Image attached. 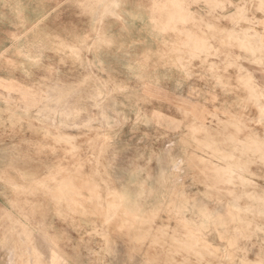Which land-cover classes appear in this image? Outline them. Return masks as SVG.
<instances>
[{"label":"rangeland","instance_id":"rangeland-1","mask_svg":"<svg viewBox=\"0 0 264 264\" xmlns=\"http://www.w3.org/2000/svg\"><path fill=\"white\" fill-rule=\"evenodd\" d=\"M80 1V8L77 9L73 5H66L67 27L72 28L74 24H77V14L80 11L83 27L87 30L85 34H88L83 36L81 42L76 45L72 41L73 35H67V38L71 40H67V65L64 74L67 79L79 77L81 82L78 84L66 83L64 89L67 97L76 94L75 96L80 98L78 101L80 109L71 112L69 109L73 107L74 102L73 100L66 101L67 112H70L65 117L67 118V127L74 131H67L64 134L58 132L49 134L17 130L18 127L30 123L25 116H21L15 123L10 120L2 121L0 142L4 145L3 147H8L11 143L12 147L9 149L17 155L55 156V163L48 167L51 172L61 171L56 161L59 156H64L66 161L70 158L72 160L73 157H83L82 163L77 165V170L82 173L87 170L96 174L105 173L109 166L105 163L108 144L114 137H111L109 133L112 128L114 127L115 134L118 132V136H120L123 123L134 120L144 126V139L152 140L153 128L151 125L154 119L160 118L159 115L155 116V109H159L160 106H171L169 99L165 100L161 96H157L173 90V86L169 83V77L177 78L183 81L182 91L193 94L192 107L194 108L193 120L195 124L202 123L209 126L208 149H196L209 155L211 160L207 187L209 198L219 199L218 192L225 191V198L230 200L231 205L228 209L234 215V221L208 227L209 229L218 228V237L225 241L224 244L194 243L191 245L181 241H185L186 237L214 235L208 232L204 235L194 232L193 225L180 220L176 211H172V206L163 207L161 219L157 215L155 218L151 215L146 221L148 227L143 233L147 240L156 241L147 244L146 251L150 253L159 251L163 258L156 261L151 259L147 263L186 264L184 259L176 260L169 257L193 252L195 256L200 257L199 260H196L197 264H242V262H244L243 264H264L263 254L257 250L258 246L264 249V197L251 195L247 191L259 187L254 179L255 175L249 168L255 164L252 165L248 162L235 165L234 163L235 159L250 160L252 155L260 154L259 148L250 149L247 146L250 140L256 141L262 137L261 140L264 141V87L257 84L252 71L258 67L257 69L264 73V19H259L260 15L264 16L262 0H241L239 3L229 0H149L148 7L151 12L149 26L143 28L145 33L142 32L144 36L142 39L140 38V51L134 53L130 62L135 66L130 67V71L115 68L113 73L118 77L129 76V83H117L113 79H109L108 76L111 74L95 66L90 56L94 54L92 53L93 45L107 44L104 35H101L103 24L106 22L104 18L113 17L114 22L118 23V15L111 12L113 4L107 1L101 4L103 12L101 15H97V28L93 31L89 27L90 24L88 25L89 18L92 17L90 13L98 10H95V2L100 3V0ZM252 1L256 3H252ZM191 25L194 28L193 35L186 31V28ZM6 65L5 72L13 67L11 62ZM58 73L57 67H49L45 69L44 74L53 77ZM28 86L27 90L29 91H45L53 85L29 84ZM1 87L5 91H22L24 93L26 90L23 87L16 89L9 83H3ZM22 96L25 95L22 94ZM122 100H124V105L121 104ZM57 101L34 100L33 103L37 107L39 103L42 105L47 102L57 103ZM6 102L10 103L9 100ZM26 102H31V100H19L21 104H26ZM190 104L191 100L186 101L179 98L178 107L186 108L190 107ZM114 107L121 110L124 108L123 111H126V114L120 110L116 111ZM138 107L146 112L137 116L127 115L128 111H138ZM51 117L54 118V116ZM74 121L75 126L68 125L69 122L73 123ZM220 127L222 131L219 132ZM256 127L259 130L258 133L254 132ZM203 128L207 129L206 126ZM225 129L231 130H227L223 135ZM201 132L202 130H195L194 134L196 136ZM255 135L260 137L257 138ZM32 139L39 142L33 145ZM41 140H44V143ZM224 140L227 145H231L226 146L225 151L218 147L221 141L222 144L225 143ZM259 144L264 145V142ZM224 152L227 161L225 166H227L218 170V164L212 162L222 161L223 159L218 156H223ZM66 166V171H68L69 165ZM256 166L264 167V165ZM3 181L6 186H10L12 180ZM25 181L23 175H18L17 182L20 184L19 186L12 185V193L15 196L12 203L19 195L30 194L31 196L33 194L32 190L25 189ZM82 181L84 182V180ZM56 182L57 180L54 178L49 179V183ZM35 187L40 189L38 192L34 191V195H41L42 190L47 197L49 194L53 195L51 196L53 201L61 202V197L59 198L57 194L58 191L41 189L42 182ZM81 190L82 203H93L101 208L106 207L108 210L99 213L104 224L100 229L103 237H106L105 232L108 231V234L111 233L122 238L132 229L128 228L131 227L132 220L133 223L135 222L133 226L143 223L142 221L138 223L136 216H133L131 221L125 219L118 221V209L121 206L117 203L118 200L121 203L122 199L116 191L108 190L103 196L100 187L88 185L86 182L82 184ZM74 194V189H70L62 196V200L73 203L78 198L74 199ZM182 194L171 195L170 200L174 201L173 206L187 200ZM111 199L113 201L107 204ZM153 219H159L161 226L153 229ZM96 231L93 229V233ZM233 231L239 232L240 236L236 239L230 237L229 233ZM242 245H247L249 250H243ZM24 246V244H0L2 251H7L9 247L23 251ZM82 246L84 254L87 256L91 251L95 252L89 243H83ZM106 246L108 244L98 245V250L104 254L105 251L108 252ZM112 246L113 251H120L123 245L114 244ZM226 247L228 252L224 251ZM41 261L38 263L40 264ZM53 261L55 263L51 262V264H59V262L69 264V261L62 259ZM6 262L32 263L29 259H15ZM42 262L45 264L46 261ZM105 262V260L85 261L86 264H105ZM35 263L37 264L36 261Z\"/></svg>","mask_w":264,"mask_h":264},{"label":"crops","instance_id":"crops-1","mask_svg":"<svg viewBox=\"0 0 264 264\" xmlns=\"http://www.w3.org/2000/svg\"><path fill=\"white\" fill-rule=\"evenodd\" d=\"M106 1L113 4L111 12L118 15V23L114 22L113 17L104 18L106 22L103 24L101 35H104L107 44L93 45L92 53L94 54L90 55L91 60L95 66L111 74L108 76L109 79H113L117 83H129V76L118 77L113 73L115 68L130 71V67L135 66L130 62L134 53L140 51V38H143L142 32L145 31L143 28L149 26V15H151L148 7L149 0H100V3L95 2V10H98L91 11L92 17L89 18L88 23L93 31L97 28V15H101L103 12L101 4ZM229 1L241 2V0ZM80 3V0H0V131L2 121L10 120L15 123L21 116H25L30 123L18 127L17 130L49 134L55 132L64 134L67 131H74L67 127V118L65 117L72 110L80 109V103H78L80 98L75 96L76 94L67 97L64 89L66 83L78 84L81 82L79 77L67 79L64 74L67 65V42L71 40L67 38V35H73L72 41L76 45L81 42L83 36L88 34H85L87 30L83 27L82 18H80L82 14L79 10L77 24H74L72 28L67 27L66 5H73L77 9L80 8ZM252 3L256 2L252 1ZM259 19H264V16L260 15ZM186 31L193 35V25L187 27ZM8 62H11L13 67L5 72ZM49 67H57L59 73L53 77L47 76L44 73L45 69ZM257 68L252 70L253 77L258 85L264 87V73ZM3 83H9L16 89L23 87L26 90L24 93L22 91H5L1 87ZM169 83L173 86V90L168 93L163 92L157 97L169 99L171 106H160L159 109H155V116L159 115L160 118L154 119L151 125L153 128L152 140L144 139V126L134 120L123 123L120 136H118V132L115 134L114 127L109 132L110 136L114 137L108 144L105 163L109 166L105 173L96 174L89 170L82 173L77 170V165L82 163L83 157H73L72 160L70 158L66 161L64 156H59L56 161L61 171L51 172L48 167L55 163V156L17 155L9 149L12 147L11 143L8 147H3L4 145L0 142V244L25 245L23 251L10 249V247L7 251H2L0 247V264H13L6 261L15 259H29L32 261L31 264H36L35 261L39 264L38 261L41 260L46 261L45 264H51V262L55 263L53 261L55 259L69 261V264H86V260H105V264H148L147 261L151 259L156 261L163 258L159 251L153 253L146 251V245L156 241L147 240L143 233L148 227L146 221L151 215L154 218L157 215L161 219L162 210H164L161 202L163 195H166L165 189H169L171 192L170 197L173 194L181 195L183 193L185 195L188 202L186 209L188 216L196 211L198 206L210 207L215 204L208 199L210 157L196 150L197 148L208 149L209 126L202 123L195 124L193 120L194 108L192 107L193 94L182 91L183 81L169 77ZM29 84H50L53 86L45 91H29L27 90ZM179 98L186 101L191 100V106L178 107ZM21 99L31 100V102L21 104L19 103ZM6 100H9L10 103H7ZM34 100L58 101L42 105L39 103L36 107L33 103ZM67 100L74 102L73 107L69 109L70 112H67ZM121 104H125L124 100ZM165 104L167 105V103ZM114 109L116 111L125 110L115 107ZM137 110L136 112L128 111L127 115L137 116L146 112L142 111L140 107ZM123 112L126 114V111ZM68 125L75 126V121L69 122ZM203 126H206L207 129L205 130ZM195 130H202V132L195 136ZM227 130H223V135ZM220 131H222L221 127ZM254 132H259L257 127ZM258 136L255 135L257 138ZM261 139L262 137L258 139L259 141L256 139L257 142L252 139L247 145L250 149L259 148L260 154L252 155L250 160L235 159L234 163L235 165L248 162L252 165L255 164L249 168L255 175L254 179L259 187L247 191L251 195L264 197V167L256 166L264 165V145L259 144L264 141ZM41 141L44 143V140ZM38 142V140L32 139L33 145ZM223 142L225 143L222 144L221 141L218 147L225 151L227 144L225 140ZM218 157L223 160L212 163L218 164V170L226 168L225 152L223 156L219 155ZM67 164L69 165L68 171H66ZM163 171L170 173L171 182L169 184L162 185L160 182V173ZM18 175H23L24 179L28 181H25V189L32 190L33 194L31 196L30 194L19 195L12 203L13 197H15L12 193V185L19 186L20 184L17 182ZM53 178L57 182L49 183V179ZM8 179L12 180L10 186H6L3 181ZM41 182V189L58 191L57 194L59 198L61 197V202L53 201L54 199L51 198L53 195L49 194L47 197L42 190L41 195H34V191L38 192L40 189L35 186ZM85 182L88 185L100 187L103 196L108 190L116 191L121 196V203L119 200L117 203L121 206L118 209V221L121 219L131 221L133 216H136L138 223L140 221L143 223L133 226L135 222L133 223L132 220L131 227H128L132 229L122 238L114 236L110 232L108 234V231L105 232L106 237H103L100 229L104 224L99 213L108 210L106 207L101 208L93 203H82L81 187ZM70 189L75 191L74 199L78 197L73 203L62 200V196ZM222 192L217 194L219 198L217 210L224 213L230 211L228 208L231 205L230 200L225 198V191ZM194 200H196L197 207H193ZM112 201L111 199L107 204ZM172 211L174 212V210ZM153 221V229L161 226L159 219H153ZM93 229L97 231L93 233ZM154 238L156 237L154 236ZM181 242L191 245L194 243H225L219 237L209 235L186 237L185 241ZM83 243L91 244L95 252L91 251L90 255H85ZM103 244H108L105 247L108 248V252L105 251L104 254L98 250V245ZM114 244L123 246L120 251H113L112 245ZM201 247L203 248V246ZM198 248L200 249V247ZM169 258L184 259L186 264H197L196 260L200 259L193 252L173 255ZM42 261L40 264H43ZM59 264L63 263L59 262Z\"/></svg>","mask_w":264,"mask_h":264},{"label":"bare ground","instance_id":"bare-ground-1","mask_svg":"<svg viewBox=\"0 0 264 264\" xmlns=\"http://www.w3.org/2000/svg\"><path fill=\"white\" fill-rule=\"evenodd\" d=\"M262 2H263V0H262ZM238 8H240V7L238 6ZM103 126H104V124H103ZM212 130H214V129H212ZM218 162H219V160H218ZM160 174H161L160 175L161 176V181L160 182L162 183V185H164L166 183L169 184L171 182V178H170V175H169L170 173H167V172L163 171ZM165 193H166V195H163V200L161 202L162 208L163 207H170V206H172V209L176 211L177 217L180 220L185 221V222L189 223L190 225H193L194 232H196V233H198L200 235H204V234H206V232H208V233H211L212 235L218 237L219 236L218 228L209 229L208 227L209 226H219V224L220 225H223L225 222L228 223V222L234 221V215L232 214L231 211H227V212L222 213V212H219L217 210V204L219 202V199H217L215 197L208 198V199H210V201H212L213 203H215L214 205H211L210 207H207L206 205L198 206L197 207L195 205L196 200H194L193 207H197V210L194 211L193 213H190L191 215L188 216V215H186V209L188 207V205H187L188 202L186 200H184L182 202H179V203L174 204V206H173V202L174 201L173 200H170V193L171 192L169 191V189H165ZM229 236L232 237L233 239H236L238 236H240V233L237 232V231H233L232 233H229ZM226 249H227V247L224 249V251L225 252H228V250H226ZM242 249L247 251V250H249V247L247 245H245V246L242 245ZM257 250L259 252H262V254H263L262 256L264 258V249L262 247L258 246V249ZM243 263L244 262H242V264Z\"/></svg>","mask_w":264,"mask_h":264}]
</instances>
